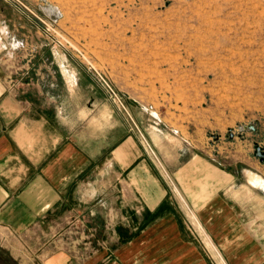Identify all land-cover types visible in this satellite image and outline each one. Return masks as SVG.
I'll list each match as a JSON object with an SVG mask.
<instances>
[{"label": "crops", "instance_id": "0c3cea01", "mask_svg": "<svg viewBox=\"0 0 264 264\" xmlns=\"http://www.w3.org/2000/svg\"><path fill=\"white\" fill-rule=\"evenodd\" d=\"M18 13L0 0V233L10 257L18 264H220L223 256L228 264H264V192L255 177L238 185L233 172L199 154L160 148L165 176L108 113L99 125L78 126L76 110L38 80L13 88L8 79L26 38L13 29ZM62 82L69 92L76 86Z\"/></svg>", "mask_w": 264, "mask_h": 264}, {"label": "rangeland", "instance_id": "374dc122", "mask_svg": "<svg viewBox=\"0 0 264 264\" xmlns=\"http://www.w3.org/2000/svg\"><path fill=\"white\" fill-rule=\"evenodd\" d=\"M8 1L22 12L14 32L26 35L13 88L38 80L78 126L108 113L165 176L160 148L199 154L238 185L255 177L264 192L254 155L264 153V0ZM63 78L76 81L71 92ZM9 249L0 233V264H18Z\"/></svg>", "mask_w": 264, "mask_h": 264}, {"label": "water", "instance_id": "95a60500", "mask_svg": "<svg viewBox=\"0 0 264 264\" xmlns=\"http://www.w3.org/2000/svg\"><path fill=\"white\" fill-rule=\"evenodd\" d=\"M254 155L256 157H259L260 160H262L264 158V153L261 151V149L259 147H256L255 148V152H254Z\"/></svg>", "mask_w": 264, "mask_h": 264}, {"label": "built area", "instance_id": "2783aa9c", "mask_svg": "<svg viewBox=\"0 0 264 264\" xmlns=\"http://www.w3.org/2000/svg\"><path fill=\"white\" fill-rule=\"evenodd\" d=\"M197 222H195V224H196ZM203 233V232H202ZM202 233H200L201 235H202ZM205 236V235H204ZM212 247V246H211ZM214 249V248H213ZM221 260V262H222V264H225L224 263V261L222 260V259H220Z\"/></svg>", "mask_w": 264, "mask_h": 264}, {"label": "trees", "instance_id": "16d2710c", "mask_svg": "<svg viewBox=\"0 0 264 264\" xmlns=\"http://www.w3.org/2000/svg\"><path fill=\"white\" fill-rule=\"evenodd\" d=\"M9 262H13V261H12V259H10V261H9Z\"/></svg>", "mask_w": 264, "mask_h": 264}]
</instances>
